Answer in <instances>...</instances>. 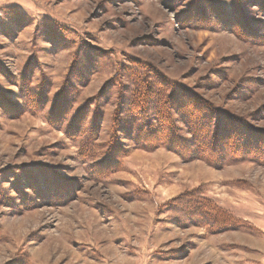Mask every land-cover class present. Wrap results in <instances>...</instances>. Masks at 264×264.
<instances>
[{
  "label": "rangeland",
  "instance_id": "obj_1",
  "mask_svg": "<svg viewBox=\"0 0 264 264\" xmlns=\"http://www.w3.org/2000/svg\"><path fill=\"white\" fill-rule=\"evenodd\" d=\"M0 264H264V0H0Z\"/></svg>",
  "mask_w": 264,
  "mask_h": 264
},
{
  "label": "trees",
  "instance_id": "obj_2",
  "mask_svg": "<svg viewBox=\"0 0 264 264\" xmlns=\"http://www.w3.org/2000/svg\"><path fill=\"white\" fill-rule=\"evenodd\" d=\"M203 114L207 117L206 112H204ZM161 131H163V130H161ZM161 135L162 136L160 137V139L154 140V141L148 140V143H150L151 145H157L160 142H163L165 139L169 142L173 141V135L172 134L170 135V134H166L165 132L164 133L162 132Z\"/></svg>",
  "mask_w": 264,
  "mask_h": 264
}]
</instances>
